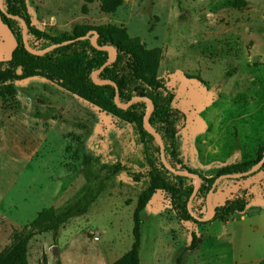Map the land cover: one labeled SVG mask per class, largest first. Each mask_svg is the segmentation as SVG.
<instances>
[{
  "label": "rangeland",
  "instance_id": "rangeland-1",
  "mask_svg": "<svg viewBox=\"0 0 264 264\" xmlns=\"http://www.w3.org/2000/svg\"><path fill=\"white\" fill-rule=\"evenodd\" d=\"M245 1L236 9L232 0H123L113 14L100 12L97 0L86 13L84 0L26 5L32 25L52 35L114 24L160 49L157 76L185 116L176 152L209 178L255 159L264 146V0ZM14 45L0 23V60ZM12 86V96L0 99V251L14 232L30 231L42 210L54 218L74 211L56 230L30 239L28 264H112L133 241L141 186L126 171L146 170L137 135L43 79ZM244 177H219L210 188L196 210L201 217L239 188L249 189V206L226 222L195 225L192 252L185 250L191 224L174 216L168 193L155 192L139 214V264H264V176Z\"/></svg>",
  "mask_w": 264,
  "mask_h": 264
},
{
  "label": "trees",
  "instance_id": "trees-1",
  "mask_svg": "<svg viewBox=\"0 0 264 264\" xmlns=\"http://www.w3.org/2000/svg\"><path fill=\"white\" fill-rule=\"evenodd\" d=\"M94 1L84 0L82 11L86 13L87 5ZM97 1L99 11L103 14H113L123 4V0ZM232 6L241 9L246 6V1L232 0ZM1 7L0 23L7 29L15 45L9 58L0 60V99L12 96L13 83L40 78L94 106L102 113L125 122L137 135L146 170L126 171L131 181L141 186L132 216L133 241L129 250L112 264H139V214L157 191L168 193L174 216L191 224L190 240L185 250L192 252L198 246L194 226L202 222L192 217L187 208L195 181L192 177L173 174L163 167L159 146L143 125L147 111L144 100L151 102L152 107L146 122L160 137L167 164L199 178V186L190 204V211L196 217L202 218L196 210L203 206L208 191L219 177L247 173L260 161L262 163L257 169L244 178L257 173L264 176V146L258 150L255 159L227 165L209 178L191 171L181 162L175 145L176 135L184 127L185 116L172 106L173 94L157 76L161 60L160 49H147L138 38L130 37L124 27L114 24L78 25L73 27L68 36L52 35L32 25L26 0H1ZM13 16L24 21L29 48L39 51L50 49L40 55L26 51L22 28ZM89 32L91 33L85 39H81ZM93 33L94 45L91 42ZM67 41L71 42L62 45ZM109 49L115 52L110 61ZM102 81L114 85L100 83ZM249 200L248 188L237 189L220 205L210 206L212 217L208 222H226L235 214H243L249 206ZM71 215H74V211H67L55 218L50 209L39 212L30 224V231L13 233L11 243L0 251V264H28L30 239L37 232L56 230ZM177 264H181L180 261Z\"/></svg>",
  "mask_w": 264,
  "mask_h": 264
},
{
  "label": "water",
  "instance_id": "water-1",
  "mask_svg": "<svg viewBox=\"0 0 264 264\" xmlns=\"http://www.w3.org/2000/svg\"><path fill=\"white\" fill-rule=\"evenodd\" d=\"M0 9H2V7H1V0H0ZM13 19L16 20V21H18V22L20 23V26H21V28H22V39H23V43H24V47H25L26 51H28L29 53H31V54H33V55H40V54H42V53H44V52H46V51H48V50L50 49V48H47V49H44V50H42V51H39V50H34V49L29 48V46L27 45V40H26V26H25L24 21L21 20L20 18L16 17V16H13ZM87 36H88V34H86V35H85L84 37H82L81 39H85ZM94 38H95V33H93V34H92V37H91V42H92L93 45H94V42H93V41H94ZM69 42H71V41L64 42V43H62V45L67 44V43H69ZM51 48H53V47H51ZM106 48H107V47H104V49H106ZM110 50L112 51V54H111L110 57L108 58V61H110V60L114 57V54H115V52H114L112 49H110ZM100 83H108V84H110V85H114L113 83L108 82V81H102V82H100ZM144 101H146V102L148 103L149 106H148V108H147V111H146V113H145V117H144V119H143V125H144V127L148 130V132H149V133L155 138V141L157 142V144H158V146H159V156H160V160H161V163H162L163 167H164L166 170H168L169 172L173 173V174H176V175H185V176H189V177L194 178L195 185H194L193 192H192V194H191V196H190V198H189V200H188L187 208H188V211H189L190 215H191L192 217H194L196 220H198L199 222H208V221L211 219V217H212V212H211V209H210V206H209V205H208V207H207V215H206L205 217H202V218H198V217H196V216L193 215V213L190 211V204H191V201H192L193 196H194V194H195V192H196V190H197V188H198V186H199V178H198V176H196V175H192V174L187 173V172H180V171H178V170L172 168L171 166H169V165L167 164V162H166V160H165V158H164V156H163V145H162V141H161L160 137L158 136V134H157V133H156L151 127H149V126L147 125V122H146V120H147V116H148V114H149V112H150V110H151V107H152V106H151V102L148 101V100H144ZM261 163H262V161H260V163H259L256 167H254L252 170H250V171L247 172V173H244V174H241V175H227V176H222V177H228V176H234V177L246 176V175L252 173L255 169H257V167H258ZM216 181H217V179L214 181V183H213V185H212V188L214 187ZM209 192H210V191H209ZM208 197H209V195H208ZM185 224H186V225H190V222H185ZM197 243H199V239H197ZM51 252H52L53 254H55L56 250H55L54 247L52 248Z\"/></svg>",
  "mask_w": 264,
  "mask_h": 264
}]
</instances>
